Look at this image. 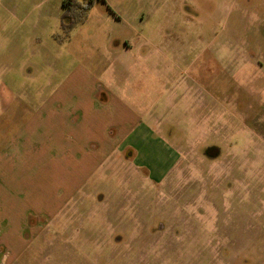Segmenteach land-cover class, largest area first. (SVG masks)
I'll return each mask as SVG.
<instances>
[{"label": "rangeland", "instance_id": "rangeland-1", "mask_svg": "<svg viewBox=\"0 0 264 264\" xmlns=\"http://www.w3.org/2000/svg\"><path fill=\"white\" fill-rule=\"evenodd\" d=\"M141 1L96 0L66 31L62 0H0V264H264V32L243 37L257 24L236 12L226 23L233 0ZM91 79L177 162L152 167L143 150L157 148L107 101L100 139L115 125L135 157L57 164L51 124L30 118L56 91L65 117Z\"/></svg>", "mask_w": 264, "mask_h": 264}, {"label": "crops", "instance_id": "crops-1", "mask_svg": "<svg viewBox=\"0 0 264 264\" xmlns=\"http://www.w3.org/2000/svg\"><path fill=\"white\" fill-rule=\"evenodd\" d=\"M254 0H244V1H226L223 3V5L220 6L219 10L221 13L224 14V18L226 19V23L230 21L231 17L236 16L235 12L237 13L238 19H242L243 17H253L255 21L253 23L257 24L255 25L254 29L252 27H248L247 25L240 26L239 33H242L243 37L244 35L248 33H253L254 36L258 37L261 36L262 31L261 28H264V25H260L264 23V0L258 1L256 4H252ZM143 5L146 6L147 0L141 1ZM175 4V3H174ZM209 11H212V5L208 6ZM194 16L193 19L197 20L200 17V14L197 9V5L190 4V7L187 8ZM241 13H239V11ZM185 24V23H184ZM182 24H178L177 33L182 32L186 33V29L182 27ZM169 32V30H168ZM180 34V37L184 34ZM177 35H174L172 37H175V39H180V37H176ZM226 36V35H225ZM119 42H114V49L117 51L119 50ZM125 49L128 50L130 48V45L128 43L124 44ZM123 51H126V50ZM250 55V54H249ZM181 59V57H180ZM256 66H261L262 63L259 61L255 62ZM79 66V65H78ZM68 80V79H67ZM98 82V81H97ZM74 84V83H73ZM78 84V83H75ZM68 85V84H67ZM96 85H100L99 83L96 84L94 82V79L90 80V83L88 85V91L84 95H77L80 100L77 101L76 105L72 108L73 111H68L66 113L65 117H57V111L56 108L61 106L62 99H57L58 95H55L57 91L54 94L50 95V98L47 102H44L41 104V106L34 112V115L32 118H30V126L31 125H38V132H45V128H47L50 124V142L53 144V149L56 146L59 149H56L60 152V158L56 160L57 164L63 165L64 162H67L69 159L74 161L77 164L84 165L87 163H90L94 167L99 165L101 162L103 163L104 158L106 156V153L115 151L121 148V151L123 152V157L126 159H132L135 157L136 152L139 150L134 147V145L131 142L126 141L127 136L129 134H132V140L136 137H139L141 140V143H144L142 145L143 148L147 146H151L152 148H157V151L153 150L148 151V149L143 150L148 153L147 158L150 160H147L152 167L156 166L159 167L157 170H161V162L163 160L170 161L172 163L177 162L178 154L176 151L172 150L171 148L167 147L166 144L161 141L159 138H151L152 134L150 131V127L145 126L144 124H141V121L135 111L130 110L127 106L121 104V102L118 100L117 96H114L112 93L109 92L108 95L104 93V90H101L98 86L96 89ZM105 88V87H104ZM59 89H62V87H59ZM97 90L99 92L100 97V103H96V93ZM62 96V93H61ZM119 103V108L113 109V112H118L121 118L128 119V117L133 118L131 120V123L128 126V134L125 137V140L120 139L118 136V129L115 125L111 124L109 126V129L107 130V138L103 136L100 139V131L102 129L101 124L98 122V117H100L101 109L100 105L101 103ZM41 108H47L45 110H42ZM69 113V115H68ZM74 114H78L79 120L74 121L71 117ZM71 124L70 128L67 127ZM65 128L66 130H63ZM74 128V129H73ZM52 129V130H51ZM56 135V136H55ZM72 136V138H71ZM119 140V141H118ZM121 141V142H120ZM55 144V145H54ZM134 147V148H133ZM137 150V151H136ZM82 151V152H80ZM101 153H104L103 156H101ZM128 153V155H127ZM87 161V162H86ZM67 165V164H66ZM89 173L87 174V176ZM164 172L161 171L159 176H163ZM153 177V176H152ZM76 192L74 190H71L69 195H67L66 198H72V196H76Z\"/></svg>", "mask_w": 264, "mask_h": 264}, {"label": "trees", "instance_id": "trees-1", "mask_svg": "<svg viewBox=\"0 0 264 264\" xmlns=\"http://www.w3.org/2000/svg\"><path fill=\"white\" fill-rule=\"evenodd\" d=\"M94 1L96 0H62V13L60 17L62 29L69 31L77 23L83 21L87 10Z\"/></svg>", "mask_w": 264, "mask_h": 264}, {"label": "water", "instance_id": "water-1", "mask_svg": "<svg viewBox=\"0 0 264 264\" xmlns=\"http://www.w3.org/2000/svg\"><path fill=\"white\" fill-rule=\"evenodd\" d=\"M205 154L207 156H209L210 158H215L219 154V148L218 147H208L206 149V153Z\"/></svg>", "mask_w": 264, "mask_h": 264}, {"label": "flooded vegetation", "instance_id": "flooded-vegetation-1", "mask_svg": "<svg viewBox=\"0 0 264 264\" xmlns=\"http://www.w3.org/2000/svg\"><path fill=\"white\" fill-rule=\"evenodd\" d=\"M62 3V2H61ZM61 9H62V5H61ZM181 30H180V32H178V34H177V36L176 37H180V34H181ZM185 32H182V34H184ZM177 40H179V39H177ZM127 155H128V153H127Z\"/></svg>", "mask_w": 264, "mask_h": 264}]
</instances>
